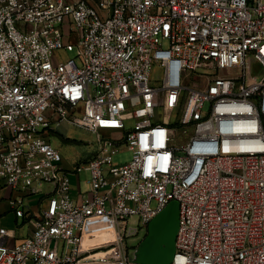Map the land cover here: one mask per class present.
<instances>
[{
    "label": "built area",
    "instance_id": "obj_1",
    "mask_svg": "<svg viewBox=\"0 0 264 264\" xmlns=\"http://www.w3.org/2000/svg\"><path fill=\"white\" fill-rule=\"evenodd\" d=\"M73 37L80 64L55 56ZM61 122L96 135L85 164L47 139ZM3 189L29 228L11 245L0 214V264H139L129 238L171 201L170 264H264V0H0ZM95 221L114 238L84 244Z\"/></svg>",
    "mask_w": 264,
    "mask_h": 264
},
{
    "label": "rangeland",
    "instance_id": "obj_2",
    "mask_svg": "<svg viewBox=\"0 0 264 264\" xmlns=\"http://www.w3.org/2000/svg\"><path fill=\"white\" fill-rule=\"evenodd\" d=\"M67 44V42H65ZM166 44V43H165ZM77 46L76 38L71 39V45L67 49H61L55 52V56L60 61H67L68 59H77ZM78 63L80 61L77 59ZM160 73L159 69L154 68L153 75L158 76ZM55 129L54 132L49 133L46 131L47 139L52 143V145L60 152L63 158V164L66 168L71 169L77 164H85L95 151L96 146V135L72 125L68 122H61L60 124L52 125ZM109 136L110 134H106ZM132 158V152L128 149L120 150L113 157V162L115 165L124 164L129 162ZM80 178V180H79ZM71 185L73 190L78 186L79 182L82 186V190L86 191L88 188L89 172L82 169L79 177L74 173L70 174ZM77 188H75L76 190ZM43 192L36 195H30L27 197L28 206L32 211L39 208L40 201L44 198V194L49 191L48 186H43ZM10 194L9 189H3L0 191V210L5 209L4 214L1 216V226L5 229L16 231L17 238L24 237L28 231V222L22 223V219H17L15 213L10 211L7 205V197ZM88 231L84 236V244H99L112 240L114 238V230L110 225L103 221L91 222L87 225ZM144 234L140 239H134L135 237L129 238V255H135L140 247L141 241L144 238ZM117 251L114 249L110 250H98L96 253H91L86 258L87 260H98L101 258H117Z\"/></svg>",
    "mask_w": 264,
    "mask_h": 264
},
{
    "label": "water",
    "instance_id": "obj_3",
    "mask_svg": "<svg viewBox=\"0 0 264 264\" xmlns=\"http://www.w3.org/2000/svg\"><path fill=\"white\" fill-rule=\"evenodd\" d=\"M179 224V204L169 202L147 225L136 253L139 264H170Z\"/></svg>",
    "mask_w": 264,
    "mask_h": 264
},
{
    "label": "crops",
    "instance_id": "obj_4",
    "mask_svg": "<svg viewBox=\"0 0 264 264\" xmlns=\"http://www.w3.org/2000/svg\"><path fill=\"white\" fill-rule=\"evenodd\" d=\"M46 186H48V189H49V190L52 188V185H46ZM75 188H77V189L75 190ZM75 188H74V190L72 191V195H73L75 198L78 199L79 191L82 190V186H81L80 182H79L78 186H76ZM87 189H88V188H87ZM4 212H5V209H4V208H3L2 210H0V214H4ZM25 237H26V235H25L24 237H21V238H16L15 240H14V239H13V240H10V244L12 245L13 243H15V241H16V242H17V241L19 242V241L23 240Z\"/></svg>",
    "mask_w": 264,
    "mask_h": 264
}]
</instances>
